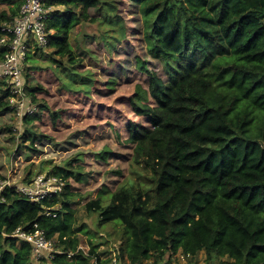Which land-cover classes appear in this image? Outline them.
I'll use <instances>...</instances> for the list:
<instances>
[{
    "label": "trees",
    "instance_id": "16d2710c",
    "mask_svg": "<svg viewBox=\"0 0 264 264\" xmlns=\"http://www.w3.org/2000/svg\"><path fill=\"white\" fill-rule=\"evenodd\" d=\"M0 1L7 6L0 10L1 39L2 27L26 0ZM128 1L141 15L147 52L163 64L168 81L141 62L139 68L151 76L149 88L139 86L131 104L149 125L130 122L126 140L134 145L131 166L140 170L133 173L140 180L110 193L108 204L103 190L86 205L89 214H99L98 228L119 229L103 238L78 226L73 207L78 194L69 182H87L88 175L67 162L48 172L66 182L59 197L36 203L14 188L3 193L0 264H35L32 244L11 236L18 228L32 231L35 224L59 251L38 264H112L114 258L121 264L150 259L167 264L176 255L193 263L201 252L206 264H264V0ZM48 5L53 7L48 45L36 51H51L49 65L61 68L69 88L88 93L95 80L78 70L83 59L70 43L71 31L99 20L90 9L104 11L110 29L103 35L113 48L126 38L123 19L109 1L50 0ZM5 53L0 45V61ZM34 60L29 53L23 71L25 95L36 108L22 116L27 125L49 110L37 97L43 88L29 82V72L38 69ZM11 96L0 80L1 109L12 110ZM50 113L53 122L60 118ZM27 134L35 144L37 134L30 128L23 138ZM58 205L57 217L47 215ZM79 234L88 236V253L80 248ZM111 238L120 241L118 254L111 251Z\"/></svg>",
    "mask_w": 264,
    "mask_h": 264
},
{
    "label": "rangeland",
    "instance_id": "374dc122",
    "mask_svg": "<svg viewBox=\"0 0 264 264\" xmlns=\"http://www.w3.org/2000/svg\"><path fill=\"white\" fill-rule=\"evenodd\" d=\"M103 1L117 6V14L126 27V38L115 47H109L103 33L110 29V25L104 20L105 12L95 9H90V14L98 21L82 23L71 31L70 43L75 54L83 59L78 70L84 74L89 71L95 80L88 93L83 88H69L61 68L56 66L55 70L56 67L49 65L51 51L47 49L38 53L36 48L31 51L38 69L29 72V82L43 88L37 97L44 99L49 110H44L40 119H34L27 125L13 109L6 111L0 108V175L20 184L27 180L28 175L29 179L39 174L47 175L54 167L67 162L74 167H82L88 181L69 182L72 191L78 194L73 204L77 209L78 226L85 224L91 231L99 232L98 236L107 238L108 232L115 233L119 226L107 224L98 228L99 214H89L86 205L98 199L103 190L107 191L103 197L108 204L110 193L128 182L140 180L138 174H133L140 170L131 166L134 145L126 142L130 122L149 125L148 119L137 115L131 104L139 86L149 88L151 76L139 65L144 61L146 67L164 82L168 81V74L163 64L147 52L137 8L128 0ZM4 8L7 6L0 1V10ZM85 50L84 55L82 52ZM31 104L27 98L25 111L34 108ZM150 104L153 105L152 100ZM50 111L60 115L56 122H53ZM27 128L37 134L35 144L27 140L30 134L23 138ZM78 155L82 160L75 162ZM79 237L80 248L88 253V236L79 234ZM112 241L111 238V251L117 254L120 241ZM106 247L102 246L100 251ZM205 260V253L201 252L193 263L182 255H176L167 264H206ZM33 262L38 264L35 260ZM142 264H154V259Z\"/></svg>",
    "mask_w": 264,
    "mask_h": 264
},
{
    "label": "built area",
    "instance_id": "2783aa9c",
    "mask_svg": "<svg viewBox=\"0 0 264 264\" xmlns=\"http://www.w3.org/2000/svg\"><path fill=\"white\" fill-rule=\"evenodd\" d=\"M50 0H26L23 2L18 16L11 22L5 23L2 27L3 36L0 45L6 48V53L0 61V80L7 83L13 96L10 97L12 109L22 117L26 112L33 113L36 108H29L25 111V81L23 71L26 66L27 56L31 51L39 47H47L49 32L47 21L51 18L53 7L48 5ZM66 182L53 175L39 174L30 182L14 183L11 178L0 175V204L5 203L3 193L7 189L14 188L17 192L26 196L32 202L43 203L54 197H59ZM60 205L50 210L47 215L57 217L56 211ZM11 236L19 241L25 240L32 244L33 260L40 262L43 258H52L56 250L55 242L49 239L38 224L34 225L32 231L16 229ZM119 250V247H118ZM118 254V253H117ZM112 264H121L114 258Z\"/></svg>",
    "mask_w": 264,
    "mask_h": 264
}]
</instances>
